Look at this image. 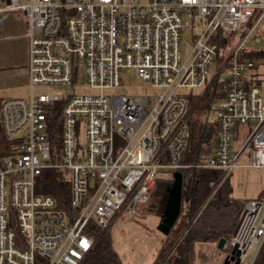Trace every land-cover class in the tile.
Wrapping results in <instances>:
<instances>
[{
    "label": "built area",
    "instance_id": "1",
    "mask_svg": "<svg viewBox=\"0 0 264 264\" xmlns=\"http://www.w3.org/2000/svg\"><path fill=\"white\" fill-rule=\"evenodd\" d=\"M15 10L26 24L28 95L0 102V133L10 143L0 156V264H81L93 246L90 224L104 229L130 217L149 201L155 180L170 183L188 167L181 157L192 95L180 90L205 89L214 76L225 95L210 107L211 120L203 115L214 149L196 167L221 171L218 186L236 168L264 169V99L254 63L243 57L263 42L264 0H0V39ZM124 69L154 92L114 93ZM80 72L94 93L33 91L73 87ZM59 102L53 143L48 122ZM47 169L68 181L74 214L36 192ZM240 218L238 229L249 222L245 245L235 236L231 245L238 242L242 264L264 244V203L249 201Z\"/></svg>",
    "mask_w": 264,
    "mask_h": 264
},
{
    "label": "trees",
    "instance_id": "2",
    "mask_svg": "<svg viewBox=\"0 0 264 264\" xmlns=\"http://www.w3.org/2000/svg\"><path fill=\"white\" fill-rule=\"evenodd\" d=\"M218 43L221 44L222 41ZM262 43L261 49H254L243 55L244 58L253 61L254 70L260 62L264 63V39ZM224 95L222 83L219 82L217 76H214L198 98L190 97L189 99L187 115L189 140L181 157V163L188 167L180 170L182 174V213L180 215L182 220L180 223L186 227L183 231L184 237L173 258V264H193L192 253L196 244H217L220 239H225L229 243L244 208V205L237 204L230 197L228 190L220 195V189L225 182L211 196L215 186L220 183L221 171L196 167L210 158L214 149V142H211L215 136L214 128L212 124L201 120V117L210 110L214 101L221 100ZM61 105L62 102L56 103L48 122L50 126L49 138L52 142L56 135L57 137L60 135V121L56 110ZM9 145L10 143L0 133V156L4 154ZM168 184L167 182L165 189ZM165 189L164 191L160 190L157 194L152 189L149 198V200L156 198L158 214L162 211ZM36 192L52 196L58 210L72 215L73 211L69 206L70 187L61 171L57 169L44 170L36 180ZM199 212L200 214L197 216ZM110 228L109 226L103 229L92 224L88 226L87 232L92 238L93 246L81 264H122L113 249ZM166 252V248L159 251L158 258H160L157 264L163 257L161 253L165 254ZM252 264H264V245L260 247Z\"/></svg>",
    "mask_w": 264,
    "mask_h": 264
},
{
    "label": "rangeland",
    "instance_id": "3",
    "mask_svg": "<svg viewBox=\"0 0 264 264\" xmlns=\"http://www.w3.org/2000/svg\"><path fill=\"white\" fill-rule=\"evenodd\" d=\"M26 1L27 0H20L21 3H25ZM139 1L144 2V0ZM8 15H16L18 18L16 20H21V13L18 10L6 13L4 21H6ZM263 31L264 30L260 32V35L264 39V34H261ZM10 32L12 35H19V26L17 25V27H14ZM5 35L6 34H4V36ZM188 36L187 30L182 32V38L185 39L181 44L182 53L184 52V49L189 46L187 43ZM2 39H0V100L2 101L12 98L26 99L28 95L27 79L25 81L24 75L22 74V67L24 66L23 40L19 37ZM262 47L263 43L255 46V49H261ZM229 52V49L226 48L225 57L228 56ZM213 72L212 66L210 76L213 75ZM253 75H255V78L257 79V83L260 86L262 97L264 99V63L260 62L258 64L256 70L253 71ZM80 76L81 72L79 73V78ZM33 91L36 94L53 93L57 97L70 95L73 91L77 94L94 93V90L83 85L82 78H80L79 82L74 84L73 87L49 85L35 86L33 87ZM203 91L204 87L193 90L182 89L180 90V93L186 96L192 95L191 98H198ZM113 92L136 97L149 96L154 90L137 77L134 69H124L121 71V82L113 89ZM108 93L111 94V92ZM207 112L209 120H211L213 118V112ZM204 118L205 117L202 116L201 120H204ZM241 140L242 134H239V136L235 138L232 147H236ZM211 142H214V138H212ZM247 161L248 159L245 158L242 163L246 164ZM224 177L226 176H223V183H225L220 189V195H223L224 192L228 190L230 197L237 204L244 205V208L251 200H259L264 203V169L256 172L248 167H239L236 168L229 177ZM166 184L167 181L161 178L155 180L153 191L156 194L159 193L160 190L164 191ZM220 185L215 186L211 196L214 195ZM157 209L158 202L156 198H151L147 203L138 205L137 211L133 215L127 218H118L110 226L113 249L120 258L122 264H157L160 258H158V253L165 248L167 252L165 254L161 253L163 257L159 264H173V258L176 256L178 251L177 248L185 234L183 231L186 226L180 223L182 220L180 219L182 210L180 211V215L177 222L172 227L171 232L167 236H164L156 230V226L159 222ZM239 223L240 220L238 224ZM248 223L249 222L247 221L244 223L245 226L243 229V223L239 225L240 227L235 236H238L240 239H245L247 237L246 228ZM244 241H246V239ZM194 247L192 253L193 264L222 263L223 255L220 254L215 243L203 245L196 244ZM255 248L256 246H254L249 257L242 264H252L254 260H252V257L255 253Z\"/></svg>",
    "mask_w": 264,
    "mask_h": 264
},
{
    "label": "water",
    "instance_id": "4",
    "mask_svg": "<svg viewBox=\"0 0 264 264\" xmlns=\"http://www.w3.org/2000/svg\"><path fill=\"white\" fill-rule=\"evenodd\" d=\"M181 197H182V174L180 171H176L172 174V180L165 189L163 198L162 211L159 214V222L156 226V230L164 236L170 233V230L176 223L180 210H181ZM238 229V228H237ZM234 234V236L237 233ZM224 243V239H220L216 248L221 249ZM241 251L239 249L238 242H234L232 245L229 257L225 259L223 264H226L227 259L232 264H241L240 262Z\"/></svg>",
    "mask_w": 264,
    "mask_h": 264
},
{
    "label": "crops",
    "instance_id": "5",
    "mask_svg": "<svg viewBox=\"0 0 264 264\" xmlns=\"http://www.w3.org/2000/svg\"><path fill=\"white\" fill-rule=\"evenodd\" d=\"M16 19H18L16 15H8L7 16V19H6V21H4V24L2 27V38L3 39L2 38L1 39L4 40L5 38L19 37L23 40V44H24V51H23L24 66L22 67V70H23L22 74L24 75V78L26 81V79H27V71H26L27 55H25V49L27 50V40L25 38L26 24H25L22 16H21L20 21H18ZM17 25L20 28L19 35H12L10 31H12L14 27H17ZM4 34H6V35L4 36ZM26 53H27V51H26Z\"/></svg>",
    "mask_w": 264,
    "mask_h": 264
},
{
    "label": "flooded vegetation",
    "instance_id": "6",
    "mask_svg": "<svg viewBox=\"0 0 264 264\" xmlns=\"http://www.w3.org/2000/svg\"><path fill=\"white\" fill-rule=\"evenodd\" d=\"M181 211V210H180ZM159 215V214H158ZM180 215V214H179ZM159 219V218H158ZM160 220V219H159ZM177 222V221H176ZM217 246V244H216ZM231 249H232V245H231V241L228 243L225 239H224V243H223V246L221 249H218V251L220 252V254L223 255V260H222V263L223 264L225 262V259L227 257H229V254L231 252ZM226 264H232L229 259H227L226 261Z\"/></svg>",
    "mask_w": 264,
    "mask_h": 264
},
{
    "label": "bare ground",
    "instance_id": "7",
    "mask_svg": "<svg viewBox=\"0 0 264 264\" xmlns=\"http://www.w3.org/2000/svg\"><path fill=\"white\" fill-rule=\"evenodd\" d=\"M235 238H236L237 240H241V241H242V246L245 245V241H244V240L240 239L238 236H235Z\"/></svg>",
    "mask_w": 264,
    "mask_h": 264
}]
</instances>
